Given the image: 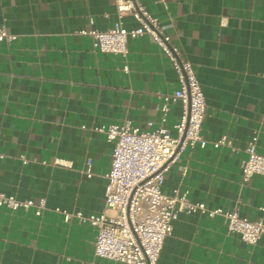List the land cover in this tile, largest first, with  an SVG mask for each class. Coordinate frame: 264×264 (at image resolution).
I'll return each mask as SVG.
<instances>
[{"label": "crops", "instance_id": "1", "mask_svg": "<svg viewBox=\"0 0 264 264\" xmlns=\"http://www.w3.org/2000/svg\"><path fill=\"white\" fill-rule=\"evenodd\" d=\"M139 3L172 24L167 32L192 63L206 100L208 144L187 148L161 191L187 190L191 202L210 209L262 217L264 176L244 181L242 164L256 133L264 153V0ZM117 21L115 0H0V26L17 36L0 44V193L46 199L41 216L0 208V264H123L96 257V229L56 211H103L113 144L94 128L125 121L157 128L164 96L179 87L148 36L129 40L123 56L94 50L80 33ZM123 23L137 25L129 15ZM169 107L164 127L175 135L182 106ZM224 135L230 145L214 148ZM158 264H264V234L249 245L220 216L179 212Z\"/></svg>", "mask_w": 264, "mask_h": 264}, {"label": "built area", "instance_id": "2", "mask_svg": "<svg viewBox=\"0 0 264 264\" xmlns=\"http://www.w3.org/2000/svg\"><path fill=\"white\" fill-rule=\"evenodd\" d=\"M115 3L118 21L113 27L104 31L82 30L80 33L92 38L94 50L123 56L128 54L129 40L148 36L168 57L176 71L179 87L164 96L157 128L140 130L130 121L94 128L104 133L113 144L111 169L105 175L107 185L103 211L90 216L82 212L56 211L63 214L66 222L75 217L79 223L88 222L96 229V257L123 264H158L164 242L171 234L179 212H200L211 218L220 216L230 233L239 234L249 245H256L264 234V208L262 217L250 219L241 216L237 208L210 209L204 202H191L187 190L176 188L171 194L161 191L165 176L183 152L198 145L205 148L208 144L202 135L205 95L192 63L167 32L172 24H162L139 0H115ZM128 15L137 21L135 27L124 26L123 19ZM16 39V35L0 26V44ZM124 69L128 71V65ZM172 102H180L182 106L180 121L174 126L175 135L164 127ZM148 125L153 127L154 123L149 122ZM258 140L256 133L246 146L247 158L242 164L244 181L255 175L264 176V153L257 151ZM212 145L214 148L230 145V140L224 135ZM88 175H92L90 170ZM0 208L13 211L34 209L35 215L41 216L46 209V199L21 200L14 195L0 193Z\"/></svg>", "mask_w": 264, "mask_h": 264}]
</instances>
